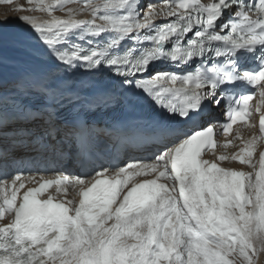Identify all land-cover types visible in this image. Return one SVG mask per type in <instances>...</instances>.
<instances>
[{"label": "snow or ice", "instance_id": "obj_1", "mask_svg": "<svg viewBox=\"0 0 264 264\" xmlns=\"http://www.w3.org/2000/svg\"><path fill=\"white\" fill-rule=\"evenodd\" d=\"M26 5L10 42L9 18L0 20V138L44 132L77 142L86 170L0 172V264H259L264 0ZM9 43L20 54L12 79ZM81 70L107 71L116 87L73 79ZM141 98L163 112L147 125L156 151L122 163L91 160L94 141L119 132L98 130L91 115ZM221 105L223 121L203 122ZM237 124L222 145L236 150L217 152L218 130L230 135Z\"/></svg>", "mask_w": 264, "mask_h": 264}, {"label": "bare ground", "instance_id": "obj_2", "mask_svg": "<svg viewBox=\"0 0 264 264\" xmlns=\"http://www.w3.org/2000/svg\"><path fill=\"white\" fill-rule=\"evenodd\" d=\"M155 1H156V3H154V4H156L158 7L159 6H162L166 2L164 0H161V1L155 0ZM16 2H18L17 3V6H19L20 4H26V0H12L11 3H8L7 0H0V20L4 19L5 17H8L9 18V21H10V23L6 26V29H5L6 35L4 37L5 40L6 41H9V42L11 40L12 34L14 32H16L18 30V27H19L18 22H16V17L25 14L23 12H15V11L12 10V6ZM148 3H146V4H148ZM56 15H63V13L58 11L56 13ZM157 21H162V20L158 19ZM6 52H7V55L9 57V68H8L7 75L9 77V79H12L16 75L19 74L18 73V70H17V64L20 62V54H19V52L16 49H14L11 46L10 43H9V46L7 47V49H6ZM78 73L79 74H82V75L83 74L86 75V73H83V71H79ZM256 119L258 121V115L256 116ZM237 128H241V125L237 126L236 129ZM243 132H244L245 137H247V135H248V129L244 128L243 129ZM234 135H235V130H234L232 136H229V137H227L225 139H231ZM225 139H221L222 143H223V141ZM235 144L237 146H239L240 142L239 141H235ZM222 145L217 150V152L227 151V152L230 153V152H233V151L236 150V147H233V146H229V148L224 149ZM225 165L232 166L231 163L228 162V161L225 162ZM238 166H241L242 167V165H238ZM246 171H250V170H246ZM259 264H264V256H262L260 258Z\"/></svg>", "mask_w": 264, "mask_h": 264}, {"label": "rangeland", "instance_id": "obj_3", "mask_svg": "<svg viewBox=\"0 0 264 264\" xmlns=\"http://www.w3.org/2000/svg\"><path fill=\"white\" fill-rule=\"evenodd\" d=\"M156 3V1L155 0H143V3L146 5V3ZM17 3L18 2H16V3H14V5L12 6V10L13 11H15V12H20V11H16L17 10V8H18V6H17ZM26 5V4H25ZM27 6V5H26ZM230 163H232V162H230ZM237 165V164H236ZM240 165V164H239ZM249 170V169H248ZM251 171V170H250Z\"/></svg>", "mask_w": 264, "mask_h": 264}]
</instances>
